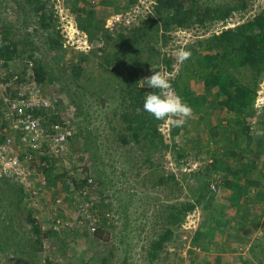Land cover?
I'll list each match as a JSON object with an SVG mask.
<instances>
[{
	"label": "rangeland",
	"instance_id": "obj_1",
	"mask_svg": "<svg viewBox=\"0 0 264 264\" xmlns=\"http://www.w3.org/2000/svg\"><path fill=\"white\" fill-rule=\"evenodd\" d=\"M49 4L41 11L53 15L47 29L41 12L25 0H0V40L6 34L19 40L21 52L28 42L19 58L32 54L46 66L48 77L36 98L51 103L42 110L49 111L54 127V133L37 134V128L21 124L16 117L22 110L13 102L23 91L1 104L0 124L7 123L17 149L13 160L0 158V264H264V136L256 135L264 131V74L252 113L243 116L251 122L249 140L242 132L239 138L231 133L236 130L230 131L232 112L219 104L226 97L196 74L199 63L188 69L187 60H175L180 48L189 50L253 20L264 0H248V7L224 17L160 31L158 42L147 36L117 59L114 53L124 49L116 41L119 32L141 25L154 13L156 0ZM80 18L89 19L90 28L104 25L111 38L104 31L88 33ZM54 39L62 44L55 49ZM208 46L213 49L205 52H219ZM240 51L237 46L233 63L220 57L202 73L223 67L229 80L248 81ZM132 60L141 64L139 81L154 71L171 78L173 91L193 109L182 127L171 119L156 122L143 108L135 111L124 79ZM78 63L83 69L77 76ZM139 81L136 91L145 98L154 90ZM54 109L66 112L69 125L50 119ZM130 121L142 134H130ZM214 126H220L218 134L211 132ZM71 128L76 138L59 136ZM24 136L37 140L23 143Z\"/></svg>",
	"mask_w": 264,
	"mask_h": 264
},
{
	"label": "trees",
	"instance_id": "obj_2",
	"mask_svg": "<svg viewBox=\"0 0 264 264\" xmlns=\"http://www.w3.org/2000/svg\"><path fill=\"white\" fill-rule=\"evenodd\" d=\"M25 1L34 6V10H36V12H41L44 9L48 8V5H50V0ZM136 1L137 0H128L129 3H134ZM232 1L235 2V0ZM234 2L231 4L225 3L224 5H220L205 3L202 2V0H156L154 13L147 15L141 25L136 28H132V30L124 33L119 32L117 36L118 39L116 41L120 44L119 46L121 48L124 47V49H119L118 52L114 53L113 57L117 59L119 57V53H127V48L129 45H133L137 41H144L146 38H148L147 36L151 35L152 37H155V42H158L159 36H157L156 34L160 33V31L164 33V30H169L173 26L188 27L190 24H193L196 21L203 23L210 18L216 19L218 17H224L230 14V12L233 10L246 8L249 6L248 0H239L238 3L235 2L236 4H234ZM91 11L94 14L93 9ZM79 17L83 16H81L80 14ZM80 19H84V22H87V24H80V26L88 33L92 34L104 31L106 32V34H108L107 37L111 38V35L108 32V28H105L104 25L96 24L90 28L91 21H89V19ZM40 21L44 27L50 29L53 25V15H51L50 13L47 14L41 12ZM206 40L197 41L198 43L194 44L193 48H189L192 55L191 58L187 60L186 67L190 69L199 63L200 67L196 74H198L200 78H204L207 85H218V94L226 97V99L221 100L219 104H224L227 109L232 112L231 120H229L230 131L232 130V128H235L236 130H232L231 133L239 138V136L241 135L240 133L242 132L247 137H249V140H251L253 138V132L251 131V122L247 117L243 118V116H245L246 114L250 115L252 113V111L250 110H252L253 108V103L257 94V85H259L258 79L262 78L261 76H263L264 74V7L260 11V13L253 18V20H249L248 22L237 26L235 29H228L221 32L220 34H215L209 40ZM53 42V49L62 45L59 39H54ZM209 43L212 44L213 47L217 48V50L219 51L217 54H214L213 52H205V49H207L208 51L213 49L211 46H208ZM28 45V42H24V52L27 50ZM195 46L196 48H194ZM237 46L240 47L241 50L239 54L243 56V58L239 59V63L247 72L245 78L248 77V81L246 80V82L244 83H237L238 81L235 80L236 78L232 77V80L234 79L233 83L232 80H229L231 75L229 73L223 72V67L219 68L218 71L212 70L209 71V73H202L201 69H203V67L209 69L210 66L213 65V60L220 57H223V59H225L226 61L227 59H229L230 63H233L232 59L234 60L235 58ZM19 47L20 41L11 38L8 34L1 38L0 59L4 64V77H6L9 81L15 78L16 75H18V80L23 81L24 76L28 71V61L33 60V68L35 70L37 82L42 83L46 81L48 72L43 62H38V60L34 58L32 54H26L24 58H19L21 56V53H24L21 52L22 50H19ZM156 53L161 52L155 49V54ZM155 54L151 53V56ZM19 62H22V64L24 62V67L21 71L15 69V66L20 64ZM149 63L150 62L142 65V68L143 66H148ZM82 65L83 64L81 63L76 64V66L74 67L73 75H80V72L83 69ZM140 65L141 64L136 60H132L130 64L131 69L128 70V75L124 78L125 80H127L126 85L131 88L130 98L135 102V111L140 108L142 109L144 102V98H142L144 97V95H142L139 90L136 91L139 81ZM214 65H216V63H214ZM4 77L2 76L1 80H4ZM25 80H27L26 76ZM50 81L52 82L53 78H51ZM18 91H20L18 87L9 85V89L6 93L9 96L15 97L18 95ZM188 94L190 93L187 92V95ZM202 98L204 101H206L204 97ZM192 101L198 102L199 99L195 97H193L192 99L191 97V102ZM2 102H4V95H0V119L2 117V114H4V105H1ZM55 109L50 112L52 115L50 119H58L59 123L62 124L68 123L70 118L69 116L67 118L64 117L66 112L64 111L65 113H59ZM48 112L46 110L34 111L35 116H45L44 119L46 120V129L44 130V132L46 133H48L50 129L51 132L54 131V127L50 126V124L48 123ZM125 114H130V111H127ZM155 121L157 122L158 120L155 119ZM227 124L228 123H222L221 126H226ZM153 127L157 131V127L154 123ZM126 128L130 131V134H133L134 132H136L135 134H142V132L137 131L138 126L134 122L128 124ZM219 128L220 126H214V129L212 128L211 132L213 134H218ZM76 136V133H72V135L69 136V139L72 140L76 138ZM189 207H191V205H189Z\"/></svg>",
	"mask_w": 264,
	"mask_h": 264
},
{
	"label": "built area",
	"instance_id": "obj_3",
	"mask_svg": "<svg viewBox=\"0 0 264 264\" xmlns=\"http://www.w3.org/2000/svg\"><path fill=\"white\" fill-rule=\"evenodd\" d=\"M33 65H34V61L29 60L28 61L29 67L27 68L28 71L25 74L27 80H25V76L23 75L24 80L19 81L18 75H16L15 78L8 81L7 78L4 77V75H3L4 64H3V61L0 59V91H2V89H4L7 92V90L9 89V85L13 86V87L16 86L20 89V91H23L22 93H20V95L18 97H15V100L13 102V104H16L18 106V108H21V110H22L20 112L21 113L20 116H17L16 118L21 122L22 125H25V123H26L28 129H31V126H32V130L37 128L39 130L37 134H40L41 132H43L45 130L43 124L45 125L46 120L45 119L43 120L40 115L35 116L34 111L35 110L39 111V110H42L44 108H48L51 105V103L49 101H46V100H43V102H37L36 97L39 96V93L42 90L43 84L41 82H37V78L35 76V70L33 68ZM2 76L4 77L3 78L4 80H1ZM4 90L2 91V93L4 95V101H8V100H10L11 96L7 95V93H5ZM54 105H55V103H54ZM29 124H31V125H29ZM60 124H62V123H60ZM60 124L58 123L56 125L60 126ZM6 125H7V123H5V122H2L0 124V158L4 157V158H8L9 160H13L12 156L15 155V153L13 151L15 149H17L15 147L16 138L10 134ZM63 125H69V124L66 123ZM59 126H57V127H59ZM11 133L13 134V131H11ZM51 133H54V131ZM72 133H74V130H72V128H71V130H67L65 133L60 132L59 136L62 139H66V137L68 135H72ZM34 138L37 140L36 136H33L32 139H29L27 136H24L23 143H31V141Z\"/></svg>",
	"mask_w": 264,
	"mask_h": 264
},
{
	"label": "clouds",
	"instance_id": "obj_4",
	"mask_svg": "<svg viewBox=\"0 0 264 264\" xmlns=\"http://www.w3.org/2000/svg\"><path fill=\"white\" fill-rule=\"evenodd\" d=\"M191 55L190 50L180 48L175 54V60L182 64L190 59ZM139 82L140 87L147 85L154 90L147 92L143 102V110L156 120L171 119L174 126L182 127L186 120L192 117V107L173 91L171 78L166 73L154 71L152 75ZM256 135L264 136V131H257Z\"/></svg>",
	"mask_w": 264,
	"mask_h": 264
}]
</instances>
